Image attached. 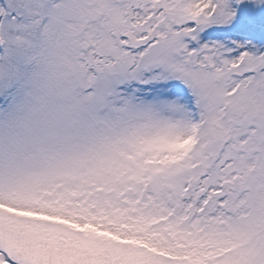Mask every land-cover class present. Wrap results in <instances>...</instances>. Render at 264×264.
Segmentation results:
<instances>
[{
    "label": "snow or ice",
    "instance_id": "1",
    "mask_svg": "<svg viewBox=\"0 0 264 264\" xmlns=\"http://www.w3.org/2000/svg\"><path fill=\"white\" fill-rule=\"evenodd\" d=\"M0 264H264V0H0Z\"/></svg>",
    "mask_w": 264,
    "mask_h": 264
}]
</instances>
